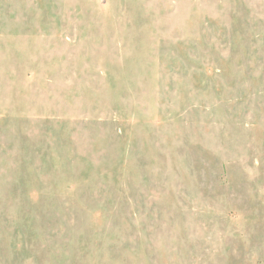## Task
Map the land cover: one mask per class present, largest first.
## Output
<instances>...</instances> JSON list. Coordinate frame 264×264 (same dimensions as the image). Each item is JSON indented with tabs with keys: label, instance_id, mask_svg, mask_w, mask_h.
Segmentation results:
<instances>
[{
	"label": "rangeland",
	"instance_id": "374dc122",
	"mask_svg": "<svg viewBox=\"0 0 264 264\" xmlns=\"http://www.w3.org/2000/svg\"><path fill=\"white\" fill-rule=\"evenodd\" d=\"M0 264H264V0H0Z\"/></svg>",
	"mask_w": 264,
	"mask_h": 264
}]
</instances>
